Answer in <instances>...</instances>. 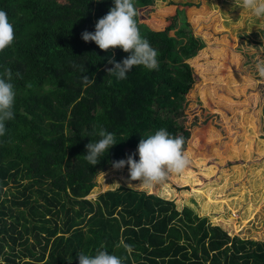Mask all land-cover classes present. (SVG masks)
Segmentation results:
<instances>
[{
	"label": "trees",
	"instance_id": "1",
	"mask_svg": "<svg viewBox=\"0 0 264 264\" xmlns=\"http://www.w3.org/2000/svg\"><path fill=\"white\" fill-rule=\"evenodd\" d=\"M132 2L157 61L171 60L181 41L138 20V7L152 0ZM112 6L113 0H0L15 32L0 51V77L11 69L16 93L14 118L0 136V264H78V254L94 256L102 246L126 257L124 264H264V239L229 236L172 199L127 185L99 192L96 201L85 196L111 159H139L141 138L164 128L182 136L184 148L189 135L151 104L156 69L134 66L118 80L106 72L107 58L119 62L129 53L81 38ZM82 75L95 83L85 85ZM101 128L117 143L89 165L85 145L101 139ZM7 183L14 187L8 196L1 191ZM121 242L132 246L130 255Z\"/></svg>",
	"mask_w": 264,
	"mask_h": 264
},
{
	"label": "rangeland",
	"instance_id": "2",
	"mask_svg": "<svg viewBox=\"0 0 264 264\" xmlns=\"http://www.w3.org/2000/svg\"><path fill=\"white\" fill-rule=\"evenodd\" d=\"M233 0H152L138 20L181 41L158 62L152 105L189 135L190 164L152 188L129 179L127 165L98 172L85 195L119 185L172 199L217 222L229 236L264 239V20ZM136 186H132V185ZM1 191H14L10 183ZM2 193V192H1ZM12 208H14L12 206Z\"/></svg>",
	"mask_w": 264,
	"mask_h": 264
},
{
	"label": "clouds",
	"instance_id": "3",
	"mask_svg": "<svg viewBox=\"0 0 264 264\" xmlns=\"http://www.w3.org/2000/svg\"><path fill=\"white\" fill-rule=\"evenodd\" d=\"M233 4L234 8L247 10L251 16L264 20V0H233ZM136 14L132 0H113V6L95 23V31L81 33V38L85 42L92 41L101 50L107 51L119 47L129 53L119 62L114 56L107 58L112 67L106 69V72L115 75L118 80L125 79L126 73L134 66L142 65L149 70L159 67L158 53L150 46L147 39L141 36L135 20ZM14 39L13 24L9 22L8 14L0 10V51L10 46ZM257 68L259 74L264 76V62L258 63ZM20 75L19 72L16 73L17 77ZM12 79V70L5 68L0 77V136L5 134L6 122L14 118L13 105L16 93ZM82 81L85 85L95 83L94 77L90 78L87 75H82ZM98 135L101 139L85 145L84 159L89 165L99 163L108 149L117 143L114 134L103 128L99 130ZM183 145L182 136L174 137L166 129L161 128L139 140L135 152L139 156L138 160L133 158L134 154H129L127 159L112 161V167L121 169L127 165L130 180L139 181L136 185L146 189L152 188L164 182L170 174H179L188 167L190 160L183 151ZM121 246L127 254L132 253L131 245L121 242ZM125 258L109 254L102 246L96 250L94 256L78 254V264H124Z\"/></svg>",
	"mask_w": 264,
	"mask_h": 264
}]
</instances>
